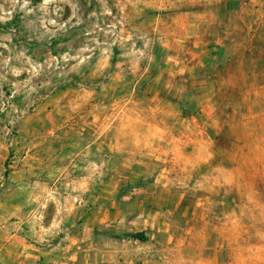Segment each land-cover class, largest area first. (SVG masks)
Here are the masks:
<instances>
[{
	"label": "rangeland",
	"instance_id": "obj_1",
	"mask_svg": "<svg viewBox=\"0 0 264 264\" xmlns=\"http://www.w3.org/2000/svg\"><path fill=\"white\" fill-rule=\"evenodd\" d=\"M3 242L264 264V0H0Z\"/></svg>",
	"mask_w": 264,
	"mask_h": 264
},
{
	"label": "crops",
	"instance_id": "obj_2",
	"mask_svg": "<svg viewBox=\"0 0 264 264\" xmlns=\"http://www.w3.org/2000/svg\"><path fill=\"white\" fill-rule=\"evenodd\" d=\"M11 242L0 244V264H11L15 258L16 253H18V248L15 245L10 244ZM13 246V247H9ZM24 250L21 249V255H24Z\"/></svg>",
	"mask_w": 264,
	"mask_h": 264
},
{
	"label": "trees",
	"instance_id": "obj_3",
	"mask_svg": "<svg viewBox=\"0 0 264 264\" xmlns=\"http://www.w3.org/2000/svg\"><path fill=\"white\" fill-rule=\"evenodd\" d=\"M135 238H139L140 240H145V237L141 234H135L133 235Z\"/></svg>",
	"mask_w": 264,
	"mask_h": 264
}]
</instances>
